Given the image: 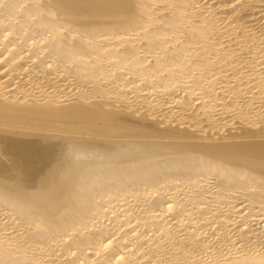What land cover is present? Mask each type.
<instances>
[{"label":"bare ground","instance_id":"obj_1","mask_svg":"<svg viewBox=\"0 0 264 264\" xmlns=\"http://www.w3.org/2000/svg\"><path fill=\"white\" fill-rule=\"evenodd\" d=\"M0 264H264V0H0Z\"/></svg>","mask_w":264,"mask_h":264}]
</instances>
